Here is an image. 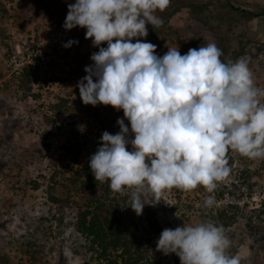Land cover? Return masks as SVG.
Instances as JSON below:
<instances>
[{"label": "rangeland", "instance_id": "rangeland-1", "mask_svg": "<svg viewBox=\"0 0 264 264\" xmlns=\"http://www.w3.org/2000/svg\"><path fill=\"white\" fill-rule=\"evenodd\" d=\"M74 2L0 0V264H94L87 240L75 229L74 206L61 212L52 208L45 191L51 180L68 176L76 161L88 163L101 134L119 132L116 121L123 115L112 106L93 107L80 99L77 82L98 49L85 39V29L63 28L68 4ZM228 3L252 12L264 9V0H170L165 10L156 12L162 26L147 25V37L139 39L155 44L160 56L168 48L178 46L185 54L214 42L223 60L243 46L234 61L246 58L255 86L264 90V16H231ZM69 40L78 43L64 48ZM23 65L36 66L28 90L18 82ZM227 153L230 172L213 192L203 186L167 188L155 199L149 195L146 202H159L145 207L155 211L161 230L213 222L230 241L228 255L239 264H264V158L232 149ZM54 192L57 198L65 196L59 184ZM209 195L215 202L204 207ZM121 196L123 210L129 209L141 223L143 213L137 216L128 207L129 196ZM159 235L150 232L145 243L156 263H180L175 254L156 251Z\"/></svg>", "mask_w": 264, "mask_h": 264}, {"label": "clouds", "instance_id": "clouds-1", "mask_svg": "<svg viewBox=\"0 0 264 264\" xmlns=\"http://www.w3.org/2000/svg\"><path fill=\"white\" fill-rule=\"evenodd\" d=\"M169 3L75 0L63 23L65 30L85 29V39L98 49L76 85L82 103L123 111L119 132L101 134L89 169L95 181L127 194L137 216L159 202H146L149 195L155 199L167 188L213 192L230 172L229 149L264 158V90L255 86L246 58L225 63L214 42L185 54L168 48L160 56L155 44L139 39L147 37V25L162 26L156 12ZM214 202L209 195L204 207ZM229 247L223 228L210 221L165 228L156 241V251L175 254L180 264H239Z\"/></svg>", "mask_w": 264, "mask_h": 264}, {"label": "trees", "instance_id": "trees-1", "mask_svg": "<svg viewBox=\"0 0 264 264\" xmlns=\"http://www.w3.org/2000/svg\"><path fill=\"white\" fill-rule=\"evenodd\" d=\"M228 6L231 9V16L234 14H243L245 18L264 16V9L252 12L245 8L234 7L230 3ZM242 51L243 46H240L239 52L222 61L234 62ZM35 68V65L34 67L23 65L20 69L18 82L25 90L30 88L29 83ZM119 118H123V115ZM125 124H128L127 120ZM225 157L226 160L229 158L227 152ZM75 164L68 176L62 173L61 182L57 179L51 180L46 185L45 191L47 199L54 205L52 208H58L61 212L66 207L74 206L75 229L87 240L88 251L92 254L91 259L94 264H157L150 251L152 247L145 244L149 242L150 232L153 234L162 232L155 211L150 207H144L142 211L144 223L141 219L142 224L138 223L129 209L126 211L121 207L120 202L124 198L120 193L110 190L107 182L95 181L88 163L78 160ZM56 184L63 188L65 192L63 198L55 196ZM252 186V183L248 184L249 189H252ZM250 194L247 196L249 197ZM260 211L264 212V199L260 203ZM219 212L221 214L224 210ZM221 220L225 225L226 219Z\"/></svg>", "mask_w": 264, "mask_h": 264}]
</instances>
